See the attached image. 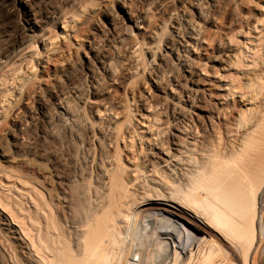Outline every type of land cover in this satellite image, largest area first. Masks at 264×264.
I'll use <instances>...</instances> for the list:
<instances>
[{"label":"bare ground","instance_id":"1","mask_svg":"<svg viewBox=\"0 0 264 264\" xmlns=\"http://www.w3.org/2000/svg\"><path fill=\"white\" fill-rule=\"evenodd\" d=\"M153 1L116 0L118 6H115L111 2L69 0L66 9L55 13L43 11L42 17L28 7L26 24L20 28L7 21L14 33L0 48V86L6 90L7 79L17 78L16 74L20 73L18 77L23 81L19 79L18 86L14 85L12 89L21 91L25 85L29 101L13 114L0 135V158L36 167L32 158L45 156L53 160L54 165L45 169L52 188L42 187V191L35 193L12 183L10 188L14 191L26 192L19 193L24 196L21 197L23 206L20 203L14 205L10 196L0 193V206L10 213L19 227L11 226L7 215L6 221L1 222L8 226L12 238L22 245L19 255L17 246L8 244L6 247L5 243L3 246L0 237L5 255L4 259L0 258V264H119L131 251L129 236L144 220L153 221L161 231L151 229L149 235L152 236H148L138 264H154L160 257L161 264H233L227 259L220 260L224 245L238 247L244 258L254 248L258 226L261 227L258 208L261 210L263 207L259 206L264 202V57L252 54L250 66L246 63L250 71L246 70L243 80L234 87L231 85L232 89L221 96L222 100L228 101L237 93L244 105L231 122L235 137H227V133L225 136L221 131L222 124L215 122V118L225 119L226 112H220L218 108L223 103L208 98L204 80L192 69L187 57L189 51L203 48L201 28L221 11L225 0H179V4H168L167 10L173 6V13L167 17L171 21L170 32L164 49L157 56L149 45L158 38L153 27L155 21L149 18ZM137 2L142 3L140 8L135 7ZM44 15L51 17L48 27H56L59 21L63 23L62 36H50L51 30L50 35L46 34L47 25L39 24ZM263 15L257 16L254 23H264V18L260 17ZM165 18L164 23L168 20ZM135 35L137 37L133 39ZM70 39H75L73 47ZM145 39L147 45H144ZM39 40L43 42L40 48ZM230 47L222 43L218 54L230 57L227 53ZM239 51L235 53L240 55ZM143 53L148 56L145 60ZM168 54L182 61L185 72L182 79L178 74L173 75L176 90L171 83L168 86L160 69L165 63L170 68ZM236 54L229 60L232 61ZM28 57L32 69L24 76L21 63ZM54 59L56 68L48 83L35 85L36 81L32 79L38 66L43 67L44 63ZM142 60L144 63L140 62ZM240 60L242 58L237 60L238 66ZM235 61L230 65H235ZM145 65L150 66L149 80L156 87L170 90L173 98L169 106L168 130L160 128L158 111L142 117L139 133L148 134V145L154 146L159 155L158 159L151 156L152 167L147 170L143 167L144 162L126 158V163L118 149V141L132 138L126 133L132 130L130 116L134 110L125 108L120 101H105L96 110L90 106L92 114H96L94 124L85 111L90 97L83 96L81 84L78 86L73 81L86 69L96 84L116 82L117 71L120 73L124 68L129 73H138L140 69L148 68ZM122 76L117 75L118 78ZM97 93L93 92L96 98L102 96ZM34 109L39 114L37 117L33 116ZM125 109L126 113L122 114ZM144 109L150 112L149 108ZM85 136L95 141L102 153L94 163L93 183L87 179L88 175L75 157L73 142ZM10 145L17 154L10 153ZM111 145H115L112 152L108 151ZM139 149L142 150L141 143ZM66 161L71 167H65ZM147 172L152 173L148 175ZM147 192L161 196L160 200L166 202L150 204L144 217L139 214L141 209L138 212L133 209L132 201L135 200L130 197L137 195L145 199L149 196ZM195 228L207 233L209 238L194 237V233L198 234ZM204 228H211L214 233H208ZM153 235H156V241L152 240ZM193 242L198 243L195 250L189 249ZM176 243L188 248L183 255L181 252L180 256L176 254L173 248ZM175 249L178 251L177 246Z\"/></svg>","mask_w":264,"mask_h":264},{"label":"rangeland","instance_id":"2","mask_svg":"<svg viewBox=\"0 0 264 264\" xmlns=\"http://www.w3.org/2000/svg\"><path fill=\"white\" fill-rule=\"evenodd\" d=\"M23 1H25V3L22 2V0H0V48L5 46L7 39L11 37L12 33H14V30H12L11 32V30L9 29L7 21L10 20L11 25H13L14 27L17 26V28L18 27L20 28L21 26L26 24L25 13L26 11H28V7L33 8L38 14H41V17H42L43 11L47 13L46 11L49 10V11H54L53 13H55L60 10L66 9L69 3V0H23ZM94 1L99 2L101 4L111 2V3H114L115 6H118L115 3L116 0H94ZM162 1L164 3L160 5ZM153 2L154 3L149 8V18L153 19V22L155 21L153 27H155V30L158 33V38L155 41H150L149 45L151 46L150 47L151 50L157 56L159 52H162V50L164 49V44L166 42V36L170 32V25H171L170 22L171 21L167 17L169 13H173L172 11L173 6L169 10L166 9V6L168 4L169 5L179 4L180 1L179 0H154ZM165 2L167 3L165 4ZM224 2L225 3L221 11L214 16V19L211 20L209 24L208 23L203 24L205 26L201 28V30L203 29L202 36L204 37L203 38L204 42L201 46V48L202 47L203 48L196 49L194 51L195 53L193 51H189V53H187L188 55L187 57L191 61L192 69L197 71V73L201 75L200 77L204 80L205 86L207 89L205 93L209 95L208 98L211 101H217L219 99L223 103V104L218 105L219 106L218 108L220 112L221 111L226 112L225 119H221L219 121L218 118H215V122L216 124L217 123L222 124L221 131L224 132L223 135L226 136V133H227V137L231 136L232 138V137H235V133L232 131L233 124L231 122H233L234 117L237 116L238 111L240 110V108H243L244 105L240 103V96L237 93L234 94L232 97H229L228 101L222 100L221 96L223 93L225 94L226 91H228V89H232V87L230 88L231 85H233L234 87L235 85L240 83V81H242L245 76L244 74H246L247 71H250L249 63L251 62L250 57L251 58L253 57L252 54H256L257 55L256 57L258 58L264 57V23H261V22L256 23V24L254 23L257 16L261 15V13L264 14V10H263L264 8L262 9V7L264 6V0H225ZM141 6H142V3L140 2H137L135 5V7H138V8H140ZM231 11H232L231 13L232 20L229 19V14ZM164 13L165 15H163ZM50 14L51 12L46 15L48 16ZM46 15H44V17L42 18L41 22H39V24L47 25L48 20L50 21L51 17L48 18L46 17ZM260 17L264 18V15ZM164 18L165 20L168 19L165 23L163 22ZM119 22H121V19H119ZM46 27L49 29L46 31L47 35L48 34L50 35V30H51L52 34L50 36H56V35L62 36L61 34L63 32V23L61 21L57 22L56 27L54 28L48 27V25ZM136 37L137 35H135L133 39H135ZM70 41L72 42L71 47H73V44L75 43V39H70ZM143 42L145 43L144 45H147L146 39ZM222 43H227L228 45L231 46L230 51L227 52L228 54L229 53L231 55L236 54L238 53L239 50H242V52L244 51L245 54H243L241 51H239L240 55L236 54L238 56V59L242 58V60H240L239 66H238L239 62L237 63V60H238L237 57H236L237 59L236 61L234 58L236 55L233 57L232 61H235L233 62V64L235 63V65L237 66L233 65L234 66L233 67L232 64L230 65L232 61L229 60L231 55L229 57V56H224L222 54L221 55L218 54V52L221 49ZM37 44L39 45V48H40L43 42H40L39 40ZM58 44L61 45L60 38H59ZM63 44H64V41L62 42V46ZM236 50L238 51L236 52ZM78 57L80 58V54L78 55ZM147 57H148L147 54L143 53V59L145 60ZM213 58H216L217 60H213ZM167 59L170 61L171 65L168 63L170 65L169 66L170 68L165 66L166 65L165 63V65H163L164 67L161 66L160 69L162 73H164V77L166 81L168 82V86H170V83L172 84L171 86H173L174 84L173 77L178 74V76H181V78L180 77L179 78L182 79V76L184 77L185 72L183 71L182 61L176 60L174 56L170 54L167 55ZM226 59H228L230 63ZM155 61H157V58L155 59ZM140 62H143V60ZM246 63H248L249 66L246 65ZM55 64H56V60L54 59L50 62L44 63L43 67L38 66V70L35 72V77L32 79L36 81L35 85L38 84L39 86H45L48 83V81L51 78V74H53L54 69L56 68V66H54ZM31 67H32V64L30 63V57H28L21 63V69H22L21 73L24 76L25 75L27 76L31 72V69H32ZM149 67L150 66L145 65V68H147V69H144L145 71L143 69H140L138 73H133V74L131 73L132 71H130L129 73L123 68L122 71L124 72H122L120 69L119 71L121 72L119 73L117 71L116 74L118 76L119 74H123L124 77L122 76V78H118L117 75L115 74L116 82L107 83L104 81H100L98 84H96L92 80L93 78L91 76L90 71H87L86 69L82 71V74H79V76H77L78 77L77 79L76 77L75 79H73L76 85L79 86L81 84L80 88H81V93L83 94V96L90 97L85 107L86 115L87 117H89L90 122L92 123L96 122L95 121L96 114H92L91 112L92 108H90V106L93 107V110H96L97 108H101V104L104 103L105 101H112L113 103L120 101L123 103L125 108H129V110L132 108L134 110L130 116V119L133 125L132 130L129 131V133H126V135H129V134L132 135V138L125 139L124 142L118 141L117 143L118 149L121 153L120 154L121 158L123 160L125 159V162H126V158L128 160L135 159V161L139 163L144 162L143 167H146V170L150 169L149 167H152L151 156L154 155L156 159H158L159 155L156 154L157 149H155L154 146L151 147L148 145V142L146 140L148 137L147 136L148 134L139 133L140 125L143 123L142 117L148 115L147 113L154 114V113L159 112V114H157L160 119L159 126L160 128H163L164 130L165 129L168 130L169 126L167 122L170 121L171 119L170 118L171 108L169 106H170L171 101H173V98L170 95V90L163 89L161 87H156L154 83H152V81L149 80V76L147 74L150 70ZM200 68H203V70H200ZM243 71H246V72H243ZM19 74H16L17 78L7 79L8 84L6 86L7 87L6 90L5 88H3V86H0V135H2L3 132L5 131L13 114L16 113L19 109H21V107H23L24 104L29 101L27 98L26 92H25V87H26L25 85L21 89V91L16 90L17 88L12 89L14 85L16 87L18 86L19 79H20L19 81H23L20 77H18ZM116 77L119 80L121 79V82L118 81V79L116 80ZM30 80L31 79H29L28 82H30ZM119 85H122V86H119ZM173 89H175V86H173ZM95 91L98 92L97 96L99 95H102V96L99 98L97 97L98 98L97 99L95 95H93V92ZM132 97H134L133 102H132ZM2 106L5 109L2 110L1 108ZM144 108H149L150 112H146ZM125 113H126V109L123 110L122 114H125ZM38 115L39 114L37 113V109H34L33 116L37 117ZM165 134L163 135L164 136L163 138L166 137ZM141 135H145V136L141 137ZM140 143L142 146L141 151L139 149ZM73 144H75V148H76L75 157L78 160L79 167H81L82 171L86 173L85 175H88L87 179L91 183H93V181L95 180L94 178L95 172L93 170L94 163L102 157V153L100 149L98 148L97 143L93 141L91 138H89L88 136H85V137H82L81 139L75 140ZM9 147H11V150H12V151L10 150L11 151L10 153L12 154L13 152L14 154L18 153V151H15L13 145H10ZM114 149H115V145H111L110 147H108V151L112 152L114 151ZM65 157L67 158V156ZM32 159L34 160V165H36V167L34 166L26 167L24 165H20V163L6 162V161H2L0 158L1 160L0 161V193L2 192L3 196L4 195L10 196L12 201H14L13 202L14 205L15 203H20L23 206L24 202L22 201L23 199H21V197L23 198L24 196H21L22 194L21 192L16 191V190L14 191L13 188H10L12 186V183H15L19 188L25 191L27 190L29 191L30 189H32L31 191L33 192L34 190L35 193L40 192V189L42 191V187H45V188L47 187L48 189L52 188L50 179L47 177L45 173V169H49L51 166H53L54 161L48 158L46 159L45 156L41 158L33 157ZM68 164L69 162L66 161L65 167H71L70 164L69 165ZM148 173H152V172H147V174ZM148 175H151V174H148ZM9 184L11 185L8 188ZM133 188L134 187L132 186L131 190ZM9 189L10 190L13 189V190L10 191ZM25 191L24 193H26ZM147 194L149 196L145 199L141 198V196L137 197V195H132L130 197V198L134 197L131 200H135V201H132L134 204L133 209L134 210L136 209L137 212L139 211V209H141L139 214L142 213L144 217L146 216L145 215L147 212L146 209L150 207L151 205L155 206L153 205V203L154 204L161 203V202L163 203L165 201L163 199L160 200L161 196L155 197V195H153L152 192H147ZM139 197L141 198V201H139L140 200ZM156 199H159V200H156ZM263 203L264 202H261L260 204L261 206H259L263 208H261V210L260 208H258V211L260 212L259 215L261 218L260 219L261 227L259 228L258 226V239L256 241V244L253 246L254 248H252L249 255H247L248 257L244 258L240 250L238 249V247L233 246L234 248H231L228 245L227 246L224 245V248H222L223 250H222V255L220 256V260L221 258L223 261H225L224 259H227L230 262L233 261L232 262L233 264H264V253H263L264 252V206H262L264 205ZM0 212H1L0 217H2V219H0V237L3 241V246L6 245L7 247L11 244L14 246H17V249H16L17 253L21 255L20 251H22V248H21L22 245L19 244L20 242L18 240L16 241L15 239L12 238V233L8 230L9 229L8 226L2 224L1 221H6L5 215H7V219H9V224L11 223V226L19 227V223L15 222L12 219L13 217L9 215L10 213L7 212L1 206H0ZM191 226L194 227V225L192 224ZM138 227L134 228L133 233L129 236L130 237L129 241L131 242V245H132L131 251L128 252L129 254H126L124 260L122 259L119 264H131V263L138 264L139 262L138 258L139 256H141L139 254L141 250L143 249V246L145 245L146 241L148 242V239H147L148 236H152V235H149L150 232H152L153 230H156V232L158 231V233H160L161 231V230H157L158 228L156 227V225H154L153 221L144 220L143 222H141V224ZM152 228L153 230H151ZM197 229L196 231L198 234L194 233L195 234L194 237L201 238V235H202L205 238L206 237L209 238V235L207 233H205L204 231H201V229H198L199 231ZM208 229L204 228L206 232L214 233V230H212L211 228H208ZM139 231L141 232V234H139L140 233ZM147 232L149 233L147 234ZM158 233L157 235L159 236ZM132 236H134L135 242L133 241ZM155 236L153 235V238H152V240L154 241L157 240ZM158 236L157 238H159ZM174 246L173 248L176 251V254L178 255L180 252H181L180 254L183 255L184 252H186L188 249L186 248V246L184 247L182 243L176 245L178 251L175 249L176 246L175 247ZM192 247H195V248H192ZM197 247H198V243L193 242L191 247L189 246V249L195 250ZM1 248L2 247L0 246V258L2 257L4 259L5 255L3 253V248L2 249ZM135 249H137L138 252L135 251ZM135 252L136 254H138L137 256ZM129 257H132V258L129 259ZM160 261H162L161 257L157 258L154 261V264L157 262L158 264H161Z\"/></svg>","mask_w":264,"mask_h":264}]
</instances>
